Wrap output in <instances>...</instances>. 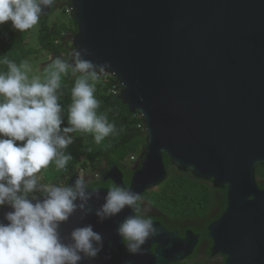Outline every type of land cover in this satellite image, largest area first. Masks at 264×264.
I'll return each instance as SVG.
<instances>
[{
    "label": "water",
    "instance_id": "obj_1",
    "mask_svg": "<svg viewBox=\"0 0 264 264\" xmlns=\"http://www.w3.org/2000/svg\"><path fill=\"white\" fill-rule=\"evenodd\" d=\"M69 9L78 28L73 50L87 48L88 59L110 64L106 74L123 87L118 98L145 127L130 185L118 166L103 180L143 194L166 180V154L178 170L228 189L227 209L210 226L213 253H224L226 264H264V188L256 174L264 165V0H71ZM128 214L99 223L77 213L62 234L91 223L104 238L91 264H130L120 262L128 252L116 232Z\"/></svg>",
    "mask_w": 264,
    "mask_h": 264
},
{
    "label": "clouds",
    "instance_id": "obj_2",
    "mask_svg": "<svg viewBox=\"0 0 264 264\" xmlns=\"http://www.w3.org/2000/svg\"><path fill=\"white\" fill-rule=\"evenodd\" d=\"M55 0H0V26L25 32L36 26ZM87 48L77 47L70 59L56 57L43 74H33L27 60L0 61V264H91L104 251V238L94 225L74 227L67 236L62 225L79 213L99 223L128 214L116 232L130 255L147 251L159 234L150 202L123 185L111 184L105 194L92 188L83 172L70 183L43 182L50 164L66 169L73 159L67 151L73 133H91L99 145L116 132L107 115L98 114L95 82L110 64L94 63ZM74 77L71 102L63 105L62 78ZM99 179V176H96ZM98 207L95 201L101 200ZM105 256V260L110 259Z\"/></svg>",
    "mask_w": 264,
    "mask_h": 264
},
{
    "label": "trees",
    "instance_id": "obj_3",
    "mask_svg": "<svg viewBox=\"0 0 264 264\" xmlns=\"http://www.w3.org/2000/svg\"><path fill=\"white\" fill-rule=\"evenodd\" d=\"M63 6L67 8L71 0H62ZM53 9L47 16H41L38 40L43 50L48 54L64 59H70L73 50L72 40L69 36H74L77 31V24L71 14L74 26H63L58 20L48 22ZM27 32L13 30L10 22L0 26V61L4 59L13 60L18 65L23 61L28 52L26 47ZM0 71H7V66L0 63ZM74 84V77L69 73L62 78L61 103L67 106L71 102L70 89ZM96 98L100 101L98 114H105L110 123L116 125V132L106 137L99 145L94 141L91 133H73L74 142L67 151L73 159L69 161L66 169L56 170L50 164L47 169H42L41 178L43 182L48 181V175L52 176L53 182L68 183L71 175L84 172L86 179H91L92 183H103L102 174L113 166H118L121 170L131 161V156L135 159L146 149L145 127L141 116L133 113L128 106L123 104L118 98L122 85L111 75L101 76L95 82ZM117 90V92L114 91ZM142 125V126H139ZM168 176L162 186L152 198L154 203L169 214L193 213L200 208H208L213 204L215 190L212 181L196 178L191 172L178 170L171 164L170 159L164 154ZM98 174L99 179H96ZM257 177L259 185L264 188V165L257 167ZM125 181H130V176H125Z\"/></svg>",
    "mask_w": 264,
    "mask_h": 264
},
{
    "label": "flooded vegetation",
    "instance_id": "obj_4",
    "mask_svg": "<svg viewBox=\"0 0 264 264\" xmlns=\"http://www.w3.org/2000/svg\"><path fill=\"white\" fill-rule=\"evenodd\" d=\"M137 159L129 161L122 169L124 185L129 186L130 181H125L129 175L130 180L134 173L133 167L140 162ZM115 183L111 179L104 180L102 184L91 183L92 188H106ZM163 183V182H162ZM146 190L141 194L147 202H150L154 223L159 229V234L150 239L143 254H124V260H131L130 264H226L227 256L222 253H213L214 240L209 235L211 224L220 218L228 206V189L214 188L213 204L206 208H200L193 213L169 214L153 201V194L162 186ZM116 184V183H115ZM120 253L119 248H115ZM159 253L156 257V254ZM176 253H186L183 257L172 259ZM114 257L112 255L111 259ZM115 261V260H114ZM113 264H119L114 262Z\"/></svg>",
    "mask_w": 264,
    "mask_h": 264
},
{
    "label": "rangeland",
    "instance_id": "obj_5",
    "mask_svg": "<svg viewBox=\"0 0 264 264\" xmlns=\"http://www.w3.org/2000/svg\"><path fill=\"white\" fill-rule=\"evenodd\" d=\"M55 3H56L55 9L51 13V16L49 17L48 22L52 23L53 21L58 20V22L62 24L63 26H74L70 12H66L67 5L63 6L62 0H58ZM40 22L41 20L32 29H29L26 31L27 32L26 47L29 50L23 60H27L32 67V72L29 74L30 76L33 74L39 75V74H43L44 72H46L48 69V66L55 59V57L52 58V54L51 55L48 54L46 50H43L41 48V45L38 40ZM72 37L73 35L69 36V39L72 40ZM49 60L50 62H48L47 64H43L44 62L49 61ZM81 172H79V174ZM261 178L262 176L257 177V179H261ZM47 179L48 181L46 182H53L51 175H48Z\"/></svg>",
    "mask_w": 264,
    "mask_h": 264
},
{
    "label": "built area",
    "instance_id": "obj_6",
    "mask_svg": "<svg viewBox=\"0 0 264 264\" xmlns=\"http://www.w3.org/2000/svg\"><path fill=\"white\" fill-rule=\"evenodd\" d=\"M67 11H68V12H70V9H69V7L67 8ZM114 91H115V92H117V90H116V89H114ZM139 126H142V125H139ZM134 159H135V156H131V160H134ZM97 175H98V174H97ZM97 175H96V176H97Z\"/></svg>",
    "mask_w": 264,
    "mask_h": 264
}]
</instances>
